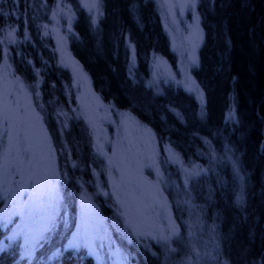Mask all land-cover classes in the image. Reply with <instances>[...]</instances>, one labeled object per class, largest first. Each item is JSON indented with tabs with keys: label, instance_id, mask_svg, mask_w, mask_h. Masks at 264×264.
I'll return each mask as SVG.
<instances>
[{
	"label": "trees",
	"instance_id": "16d2710c",
	"mask_svg": "<svg viewBox=\"0 0 264 264\" xmlns=\"http://www.w3.org/2000/svg\"><path fill=\"white\" fill-rule=\"evenodd\" d=\"M61 1L70 17V28L61 27L62 43L93 93L110 106L115 126L122 113L150 133L158 158L141 175L167 200L176 234L167 242L136 236L121 213L108 179L119 167L112 142L121 134L107 126L106 146L94 142L72 63L60 60L50 34L59 0H42V12L33 8L37 0H0V27L8 25L16 39L7 61L11 75L35 110L20 132L37 128L54 153V167H47L51 190L40 197L50 196L45 213L29 225L27 238L8 239L19 230L16 204L0 197V264H116L115 258L120 264H264V0H197L204 33L193 68L179 47L172 52L156 0H101L96 28L77 0ZM1 49L0 63L6 61ZM188 77L203 91V106L185 90ZM201 137L211 142L213 161L201 154ZM234 166L243 179L239 203ZM45 181L42 171L26 175L25 185L36 189ZM87 204L96 212L86 225ZM195 209L210 229L204 248L192 237ZM76 227L93 252L86 245L67 248Z\"/></svg>",
	"mask_w": 264,
	"mask_h": 264
},
{
	"label": "rangeland",
	"instance_id": "374dc122",
	"mask_svg": "<svg viewBox=\"0 0 264 264\" xmlns=\"http://www.w3.org/2000/svg\"><path fill=\"white\" fill-rule=\"evenodd\" d=\"M77 1L85 10L94 28H96L100 18L103 16L101 0ZM94 3L95 7H92ZM196 3L197 0H195L194 6L192 5V0H156L155 2L161 28L170 39L172 52L176 53L175 47H179L180 52L187 54L190 68L197 65V52L202 44L204 33L196 11ZM33 8L36 12L44 11L42 0H37L33 4ZM130 9L133 12V16L137 18L138 4H132ZM67 12V5L59 0L56 19L52 17L53 15L49 17L53 19L54 25L50 27V34L55 41L60 60L64 63H72L75 76L78 80L77 83L80 86L79 101L84 109L85 121L92 131L94 142L100 149L106 146L109 132L104 131V128L107 126L111 127L112 133L119 129L121 134L119 139L114 138L112 142V148L114 149L113 161L119 166L115 167L114 171L108 177L112 193L119 200L118 205L121 208L120 211L136 236L145 237L149 235L167 242L169 238L176 234L173 217L170 215L168 208L169 204L161 196V193H158L156 186L153 184L154 182L151 183L150 180H147L141 175L142 168L150 169L152 164L155 161L157 162L158 154L156 146L152 140L150 141L151 137L147 128L128 115L118 114L117 119L119 120V125L116 127V123L114 124L115 118L110 113V106L101 102L98 95L94 94L91 90L88 77L83 73L77 62L69 56L65 45L62 43L63 37L60 34L61 27L63 26L67 30L70 28V17L67 15ZM61 20H65L66 24H62ZM10 33H14V31L8 25L0 27L1 51L6 57V61L0 63V133L4 132L6 127L2 122L4 111L9 116V131L13 133L11 144L8 136H3L0 139V197L3 198L5 204H16L14 213L17 214L20 225L17 223L16 226H19V230L15 231L13 235L15 237L21 235L25 239L33 228L29 227V225L32 226L34 219L45 213L44 206L50 196L46 198L40 197L51 190L52 181L50 178L47 180V167H51V170L53 169L54 153L46 141L42 143L37 128L29 134L20 132L22 124H27V122L34 119L32 112L35 110L31 105V101L26 98L22 85L11 75L10 65L7 61H9L13 53L12 46L16 43V39ZM181 33L184 35L182 45L177 42V37ZM129 54L133 55L132 51ZM160 59L170 68L167 61L163 58ZM2 60L4 59L2 58ZM156 66L158 68L162 66L166 70V66H163L161 62L159 64L157 63ZM164 73L167 75V72ZM183 84L186 88H190L185 90L193 95L199 105L203 106L204 93L199 86L196 84L194 87L190 77L183 80ZM172 111L176 115H180L175 109ZM34 124L37 127L35 121ZM16 133H19V140L16 139ZM122 139L126 141L125 143L129 154L124 150L125 143H123ZM201 142L204 145V150H201V154L204 157H210L213 161L214 156L211 142L204 137H201ZM9 148L12 151L5 157V153L8 152ZM126 155L128 156V163ZM109 166L111 165L109 164ZM234 168L238 176V190L235 196L236 200L239 197V202H241L244 189L243 179L238 174L237 167L234 166ZM42 171L46 173V184L36 189H29L25 185L26 175L40 173ZM25 192H27V195L22 196ZM95 212L96 209L87 204L86 209L83 210V213H85L83 223L87 225L88 216H92ZM185 213L189 215V212L186 211ZM191 218L193 229L192 237L199 247L204 248L203 245L206 246L207 242L211 239L209 226L205 223L201 211L198 209L193 211ZM78 226L81 227L80 224ZM157 226H159L158 229H156ZM36 230L38 228L35 227ZM74 234L77 237L80 236L81 232H79L78 227H76ZM84 242L90 251L93 252L92 241L86 240ZM115 262L116 264H120L117 258H115ZM221 264L226 263L222 262Z\"/></svg>",
	"mask_w": 264,
	"mask_h": 264
},
{
	"label": "snow or ice",
	"instance_id": "6c2138e0",
	"mask_svg": "<svg viewBox=\"0 0 264 264\" xmlns=\"http://www.w3.org/2000/svg\"><path fill=\"white\" fill-rule=\"evenodd\" d=\"M195 0H192V5L194 6ZM92 7H95V3L92 5ZM95 22V21H93ZM2 122L6 126L4 132L0 133V139H2L3 136H8L9 142L11 144L13 139V133L9 131L8 125H9V116L6 111L3 113ZM16 139L19 140V133H16ZM12 151L11 148L8 149V152L5 153V157L8 156V154ZM27 151V149H25ZM7 167V165H5ZM237 203H239V197H237ZM48 231L51 230V228L47 229ZM8 239H15V235L12 237H8ZM40 239H47V237L41 236ZM38 245L33 244L31 248H27V254L31 255V252L37 247ZM81 246H85V242L82 238L77 237L75 234H73V239L68 242L67 248H79ZM3 248V241L0 240V250Z\"/></svg>",
	"mask_w": 264,
	"mask_h": 264
}]
</instances>
